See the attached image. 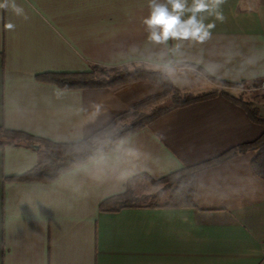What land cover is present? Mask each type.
<instances>
[{
    "label": "crops",
    "instance_id": "1",
    "mask_svg": "<svg viewBox=\"0 0 264 264\" xmlns=\"http://www.w3.org/2000/svg\"><path fill=\"white\" fill-rule=\"evenodd\" d=\"M4 3L0 126L7 129L75 143L160 91L144 80L65 89L38 78L44 74L145 65L180 89L217 94L168 111L113 153L50 181L13 180L38 163L33 145L0 148V264H264V176L253 166L260 149L198 170L191 205L100 207L138 178L160 180L264 134L224 93L263 118L264 99L207 77L239 86L264 79V0H226L225 20L205 21L215 23L207 40L167 46L147 40L149 0H14L22 14Z\"/></svg>",
    "mask_w": 264,
    "mask_h": 264
},
{
    "label": "trees",
    "instance_id": "2",
    "mask_svg": "<svg viewBox=\"0 0 264 264\" xmlns=\"http://www.w3.org/2000/svg\"><path fill=\"white\" fill-rule=\"evenodd\" d=\"M101 73L98 77L97 74ZM207 75L206 73H204ZM207 77L218 85L236 86L230 82H225ZM39 79L49 81L65 89L97 88L120 85L135 80H144L162 88V94L158 98H165L171 95L168 105H160L149 113L136 114L142 106L156 99L155 96L135 104L133 108L118 117L109 125L98 130L82 141L75 143H56L47 139L38 138L27 132L7 129L0 126V148L16 143H27L30 145L39 144V161L23 176L13 180L19 181H50L58 178L63 172L72 168L86 164L99 156L113 153L121 140L145 127L159 116L168 111L188 105L195 101L208 99L217 94L209 92L194 96L192 94L181 95L172 80L162 72L149 70L144 67L129 69L127 66L121 68H105L93 66L90 71L77 73L44 74L38 76ZM230 100L243 106L251 118L264 125V118L257 108L248 102L237 99L230 94L224 93ZM134 116L128 124L119 125L126 118ZM260 149L257 158L253 162L255 170L264 176V134L253 142L242 144L232 148L209 162L187 167L178 172L172 173L164 178L172 188L170 199L166 206H186L191 205L194 193L195 175L201 168L216 163L220 160L232 157L238 153ZM137 198L133 195L129 186L124 194L111 197L101 204L102 211H117L125 207L136 205Z\"/></svg>",
    "mask_w": 264,
    "mask_h": 264
},
{
    "label": "clouds",
    "instance_id": "3",
    "mask_svg": "<svg viewBox=\"0 0 264 264\" xmlns=\"http://www.w3.org/2000/svg\"><path fill=\"white\" fill-rule=\"evenodd\" d=\"M226 0H149V15L144 18L143 24L148 32L147 40L157 45H168L171 41H189L203 43L211 35L215 23H205L208 17H215L223 22L225 17L221 6ZM7 7V3L0 4V8ZM12 8L17 14L23 9L15 5ZM11 22L5 24L6 30L14 29ZM179 43L174 50H179Z\"/></svg>",
    "mask_w": 264,
    "mask_h": 264
},
{
    "label": "rangeland",
    "instance_id": "4",
    "mask_svg": "<svg viewBox=\"0 0 264 264\" xmlns=\"http://www.w3.org/2000/svg\"><path fill=\"white\" fill-rule=\"evenodd\" d=\"M127 67L129 69H133L134 67H137V68L144 67V68L149 69V70H154L157 72L165 73L163 71L148 68L145 65H132V66H127ZM100 75H101V73L99 72L97 74V76L99 77ZM151 84H153V83H151ZM221 86H224V85H221ZM157 87H159L160 91L157 94L152 95V96H155L156 99H154L153 101L142 106V108H140L137 111V113H136L137 115L140 113H149L153 109L157 108V106L169 104L168 101H169V98L171 95H168L165 98H158L162 94V88L160 86H157ZM225 87L237 88V89L241 90V92H243V93H248V94H250L252 96H256V97L261 96L264 99V92L255 84H251V85H247V86L236 85V86H225ZM177 89L179 90L181 95L192 94L194 96H198V95L206 94L205 92H200V91L194 90V89L183 90V89H180L178 87H177ZM152 96H149V97H152ZM133 119H134V116L126 118L119 125L128 124ZM172 188L173 187H171L166 181H163L162 179L152 180L150 178H145V177H141V178L136 179L135 182L133 183V185H131V190L133 192V195L137 198V200L135 202L136 205H138V204L139 205H150V206H152V205H163L169 201Z\"/></svg>",
    "mask_w": 264,
    "mask_h": 264
},
{
    "label": "built area",
    "instance_id": "5",
    "mask_svg": "<svg viewBox=\"0 0 264 264\" xmlns=\"http://www.w3.org/2000/svg\"><path fill=\"white\" fill-rule=\"evenodd\" d=\"M258 87L264 92V79L259 82Z\"/></svg>",
    "mask_w": 264,
    "mask_h": 264
},
{
    "label": "water",
    "instance_id": "6",
    "mask_svg": "<svg viewBox=\"0 0 264 264\" xmlns=\"http://www.w3.org/2000/svg\"><path fill=\"white\" fill-rule=\"evenodd\" d=\"M36 149H39V145L38 144H35L33 145Z\"/></svg>",
    "mask_w": 264,
    "mask_h": 264
}]
</instances>
